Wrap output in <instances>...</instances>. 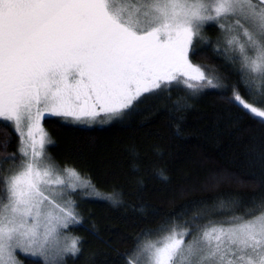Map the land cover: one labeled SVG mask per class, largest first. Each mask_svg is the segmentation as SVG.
Segmentation results:
<instances>
[{
    "label": "snow or ice",
    "instance_id": "obj_1",
    "mask_svg": "<svg viewBox=\"0 0 264 264\" xmlns=\"http://www.w3.org/2000/svg\"><path fill=\"white\" fill-rule=\"evenodd\" d=\"M230 17L228 32L239 33L225 39L241 54V79L227 86L229 103L264 126V0H139L131 9L116 0H0V124L19 138V155L0 160V264H20L18 253L61 264L66 254L80 252L79 238L62 249L48 246L50 233L78 223V216L71 200L61 206L46 195L65 180L44 156L45 115L84 123L101 114L123 116L144 94L163 96L173 86L193 93L225 87L190 53L197 54L194 38L205 39L199 35L204 24ZM174 107L186 104L177 99ZM63 171L70 189L79 183L118 202V193L105 195L75 169ZM257 208L195 233L172 228L135 252L145 264H264V198ZM130 255L124 254L126 264H136Z\"/></svg>",
    "mask_w": 264,
    "mask_h": 264
},
{
    "label": "trees",
    "instance_id": "obj_2",
    "mask_svg": "<svg viewBox=\"0 0 264 264\" xmlns=\"http://www.w3.org/2000/svg\"><path fill=\"white\" fill-rule=\"evenodd\" d=\"M223 33L217 22L204 24L199 35L205 39L194 38L197 54L190 59L225 87L193 93L181 84L163 96L144 94L129 112L100 125L43 118L44 153L57 171L73 168L101 192L118 193L117 203L75 197L78 223L68 232L79 238L80 252L61 264H126L125 253L134 261L135 249L172 228L195 233L210 221L259 211L264 126L229 103L227 86L240 81L241 61ZM177 99L186 104L181 111ZM18 143L12 128L0 124V160L18 156ZM237 198L238 204L228 203ZM19 258L44 264L39 257Z\"/></svg>",
    "mask_w": 264,
    "mask_h": 264
},
{
    "label": "rangeland",
    "instance_id": "obj_3",
    "mask_svg": "<svg viewBox=\"0 0 264 264\" xmlns=\"http://www.w3.org/2000/svg\"><path fill=\"white\" fill-rule=\"evenodd\" d=\"M254 2L258 3V0H254ZM116 3L117 4H124L131 9L132 7L136 6L139 3V0H116ZM211 22H215V21H211ZM234 22H235V18H232V17H230L226 20L221 19L219 22H217L219 24L223 23L225 25L224 33H223L224 39L228 35H235V34L239 33V29H236L232 33L228 32V28L230 26L234 25ZM241 22L244 23L243 20ZM244 40H245V38L243 37V35H240V41L244 42ZM226 45H227V47L229 46L227 43H226ZM229 50H231V52H234V53L236 52L235 54L238 56L239 60L241 61V54L235 45L229 46ZM246 51H247L248 55H250V56L254 55V53L250 49L247 48V45H246ZM46 116H50V114H46L45 117ZM114 118H116V117H106L103 114H101L100 116L96 117L95 119H92L88 122H84L81 124H87V125L98 124V125H100V124L107 123V122L113 120ZM47 140H48V137H47ZM44 156H45L46 161L49 162L45 153H44ZM58 174L61 178H63L65 180V185L52 184V186L46 191V195H49V198L52 199L55 203H58L61 206H63L66 201L71 200L74 204V211L76 213V209H75V206H76V198L75 197L76 196L81 195V196H85V197L98 198L95 195L91 194L90 188L83 186L79 183H77L74 190L70 189L69 187H67V184L71 178L63 170H60V172H58ZM79 176H80L81 180L89 181L87 178L83 177L82 175L79 174ZM98 191H100V190H98ZM101 193H103V192H101ZM103 194H105V193H103ZM105 195H107V194H105ZM53 214L54 215L57 214L55 210H53ZM70 225H72V223H70L67 228L58 227L53 232L50 233V235L48 237V246L52 250L62 249L71 241L72 238H76L70 232H68V228L70 227ZM19 254H21V253H18V259L20 261V264H23L19 258ZM67 255H70V254H66L65 256H67ZM39 258H41V257H39ZM134 261L136 262V264H145V258L143 256H140V255H137V257Z\"/></svg>",
    "mask_w": 264,
    "mask_h": 264
}]
</instances>
